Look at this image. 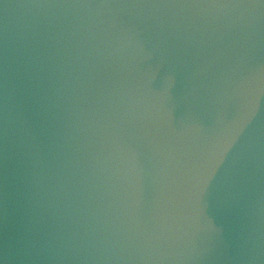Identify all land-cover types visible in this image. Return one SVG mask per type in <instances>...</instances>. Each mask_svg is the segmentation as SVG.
Returning a JSON list of instances; mask_svg holds the SVG:
<instances>
[{"label":"water","instance_id":"obj_1","mask_svg":"<svg viewBox=\"0 0 264 264\" xmlns=\"http://www.w3.org/2000/svg\"><path fill=\"white\" fill-rule=\"evenodd\" d=\"M0 264H264V0H0Z\"/></svg>","mask_w":264,"mask_h":264}]
</instances>
